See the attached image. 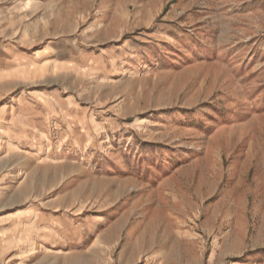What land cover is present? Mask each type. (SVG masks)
Instances as JSON below:
<instances>
[{
    "label": "rangeland",
    "instance_id": "rangeland-1",
    "mask_svg": "<svg viewBox=\"0 0 264 264\" xmlns=\"http://www.w3.org/2000/svg\"><path fill=\"white\" fill-rule=\"evenodd\" d=\"M0 264H264V0H0Z\"/></svg>",
    "mask_w": 264,
    "mask_h": 264
}]
</instances>
